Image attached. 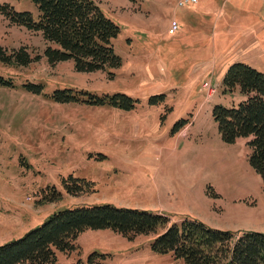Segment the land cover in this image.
Masks as SVG:
<instances>
[{"label":"rangeland","instance_id":"1","mask_svg":"<svg viewBox=\"0 0 264 264\" xmlns=\"http://www.w3.org/2000/svg\"><path fill=\"white\" fill-rule=\"evenodd\" d=\"M96 1L121 27L114 46L123 65L111 70L113 75L109 71L78 73L71 61L49 64L42 34L11 24L0 12V46L9 52L26 47L33 57H40L26 67L0 61V79L13 84L10 88L0 83V245L22 238L56 211L100 204L141 210L147 206L173 221L187 215L237 234L264 233V182L249 163L248 140L223 142L213 118L216 106L236 108L245 100L239 87L229 92L223 85L222 76L232 64L245 63L264 73V1L200 0L184 8L172 2L161 9L146 2L131 11L121 2L114 12L109 3ZM223 2L224 17L215 28ZM4 5L39 19L32 0H0V6ZM172 19L181 29L176 36L167 33L163 38L165 22L169 29ZM248 37L259 44L255 50L247 49ZM199 64L205 68L192 73ZM205 82L215 89L210 98L203 88ZM29 84L43 85L44 94L64 89L98 96L124 93L140 103L129 112L59 104L29 92L25 88ZM151 98L160 101L151 105ZM152 123L160 124V134H172L177 123L183 127L175 153L166 150L177 143L174 138L166 143L159 141L162 135L153 138L161 149L150 145L154 149L150 155L162 170L157 178L153 170L144 173V183L150 185L144 188L151 189L153 180L177 182L179 172L184 171L191 185L181 188L191 186V194L199 197L201 210L196 215L191 209L188 214L151 209V204L121 188L127 180L122 178L125 173L119 163L142 148ZM101 154L104 160L98 158ZM70 175L94 182L96 192L67 194L62 179ZM53 188L61 198L43 202L44 192ZM209 188L216 197L209 196ZM155 237L139 236L131 241L110 230L86 231L76 241L77 249L59 253L58 260L89 264L88 257L97 252L108 257L104 261L96 256L95 264H185L170 254L151 252Z\"/></svg>","mask_w":264,"mask_h":264},{"label":"trees","instance_id":"2","mask_svg":"<svg viewBox=\"0 0 264 264\" xmlns=\"http://www.w3.org/2000/svg\"><path fill=\"white\" fill-rule=\"evenodd\" d=\"M39 10L35 21L28 12L17 13L8 5L0 12L13 25L41 33L47 47L44 56L51 65L73 62L78 73L107 72L120 69L123 60L117 55L114 41L121 27L106 15L96 0H32ZM26 47L11 52L0 46V61L8 65L29 66L39 60ZM2 85L9 81L0 79ZM223 85L229 92L240 88L245 100L236 108L216 106L213 118L223 142L234 144L247 139L249 163L264 182V73L245 63L232 64L225 73ZM25 88L44 95L59 104H85L132 111L140 103L124 93L98 96L71 89L44 94V86L29 84ZM164 97L162 101H164ZM160 101V100H159ZM150 99V104L159 102ZM182 123H177L172 134H177ZM104 160V155H98ZM65 192L72 196L96 192L94 182L70 175L62 179ZM43 202H55L62 194L56 189L44 192ZM210 197H216L208 190ZM111 230L134 240L139 236L155 235L150 248L158 255L170 254L185 264H264V233L243 232L209 227L204 222L184 215L178 221L173 217L149 210L120 208L111 204L81 205L51 214L48 219L24 234L22 238L0 245V264H61L59 253L77 249L76 241L86 231ZM92 253L89 264H95Z\"/></svg>","mask_w":264,"mask_h":264},{"label":"crops","instance_id":"3","mask_svg":"<svg viewBox=\"0 0 264 264\" xmlns=\"http://www.w3.org/2000/svg\"><path fill=\"white\" fill-rule=\"evenodd\" d=\"M99 2L100 3L104 2L106 4L109 3L111 6L110 8L111 11L114 12L119 9L118 7H120L119 4L121 2L123 3L122 7H124L128 11H131L132 9L137 8V6L140 3H145V4L152 3V5H155L157 9H161L172 2L173 3L176 2V6H177L178 0H136L135 2H132L131 0H99ZM223 6H224V2L222 8L218 11V13H216L217 15L215 17L216 20L215 28H217L219 21L224 17L223 12L225 10V7L223 8ZM102 9L105 12H107V9H105L104 7H102ZM171 17L178 18L177 16L175 17L171 16ZM168 24H169L168 22H165L164 29L161 32L163 38L167 37ZM229 27L230 26L227 25L226 27H224V29L226 28L225 30H227ZM225 34L226 36L230 35L229 33L226 32ZM176 35L168 34V36L171 37H174ZM204 37H205V33H204ZM249 38L250 37L247 38L249 42V46L247 49L250 51L255 50L257 45L259 44H256V41H253L252 39ZM153 40L156 39L153 38ZM198 66H197L198 69L196 68L192 73H198L201 70V68H205L201 64H199ZM204 71L206 72L208 70L205 69ZM223 76H222V80L224 78ZM125 112H129V111H125ZM146 127L148 126L146 125ZM150 127H151V134L150 135L146 134L147 136L145 142L143 143L142 148L138 149V151H134L133 155H130L132 157L130 156L126 157L125 159H122L120 161L121 163H119L121 170L125 173L122 175V178L123 180H127L125 185L123 184V187L121 188H123L129 193L136 194L139 198L142 199L143 202L151 204V209L164 211L165 213L167 212V213H184V214H188V212L190 211L188 209H191V212L196 215L198 213L197 211L201 210L199 197L194 194H191V190H190L192 189L191 186L185 187V189L181 188V185H187V186L191 185V180L184 173V171L179 172L178 174L179 180L177 182H174L172 184H166V183H161L160 181L153 180V186L151 187V189L144 188V185H146V183H144V173H148V171L153 170L154 171L153 175H155V177L157 178L158 174L162 170L160 166L157 167L155 158L150 155L154 151L153 147L152 148L149 147L150 145L154 146L155 150L161 149V146L158 144L159 142L154 140L153 138L162 135L163 139H160L159 141L166 143L172 138L176 140L177 138H179L180 135L179 133L173 135L166 131L163 133L161 132L160 134V124L157 123L155 124L152 123ZM176 142L177 143H175L170 150L166 149L167 151H169V153H175V151L177 150L176 145L178 144V141L176 140ZM166 150L165 148H163L162 152ZM146 186L149 187L150 185H146ZM204 208L208 209L205 206L203 207V209ZM148 209L150 208H147V206H145V209L143 210H148ZM149 211H153V210H149ZM101 231H105V230H101ZM99 234L103 235L104 233H99Z\"/></svg>","mask_w":264,"mask_h":264},{"label":"built area","instance_id":"4","mask_svg":"<svg viewBox=\"0 0 264 264\" xmlns=\"http://www.w3.org/2000/svg\"><path fill=\"white\" fill-rule=\"evenodd\" d=\"M200 0H178L177 7L178 8H184L187 5H193L198 4ZM181 29L180 23L176 19H172L170 21L168 34L169 35H176ZM203 88L208 90L207 96L210 98L214 95L215 89L211 87L210 82H205L203 84Z\"/></svg>","mask_w":264,"mask_h":264}]
</instances>
